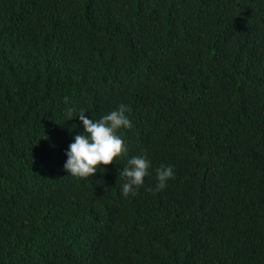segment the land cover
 Instances as JSON below:
<instances>
[{"label": "trees", "instance_id": "1", "mask_svg": "<svg viewBox=\"0 0 264 264\" xmlns=\"http://www.w3.org/2000/svg\"><path fill=\"white\" fill-rule=\"evenodd\" d=\"M120 103L127 152L68 175L65 110ZM0 264H264V0H0Z\"/></svg>", "mask_w": 264, "mask_h": 264}, {"label": "clouds", "instance_id": "2", "mask_svg": "<svg viewBox=\"0 0 264 264\" xmlns=\"http://www.w3.org/2000/svg\"><path fill=\"white\" fill-rule=\"evenodd\" d=\"M65 111L68 119L78 117L83 124V131L74 134L72 142L65 150L63 168L68 175L80 178L92 176L98 170H105L102 165L119 162V158L127 152V145L119 130L131 127L129 105L120 103L98 119L89 118L83 108L77 111L74 107H68ZM150 169L152 161L146 153L128 158L123 168L118 170L119 176L125 177L120 188L121 194L125 197L129 194L135 195L144 184V178L151 175ZM155 177L156 188L164 189L167 181L175 177L174 167L160 165L155 168Z\"/></svg>", "mask_w": 264, "mask_h": 264}]
</instances>
